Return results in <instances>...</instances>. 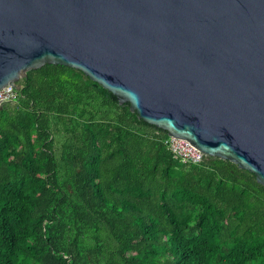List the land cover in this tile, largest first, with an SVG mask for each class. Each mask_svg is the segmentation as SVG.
Segmentation results:
<instances>
[{"label":"trees","instance_id":"1","mask_svg":"<svg viewBox=\"0 0 264 264\" xmlns=\"http://www.w3.org/2000/svg\"><path fill=\"white\" fill-rule=\"evenodd\" d=\"M0 106V264H264V185L46 63Z\"/></svg>","mask_w":264,"mask_h":264},{"label":"water","instance_id":"2","mask_svg":"<svg viewBox=\"0 0 264 264\" xmlns=\"http://www.w3.org/2000/svg\"><path fill=\"white\" fill-rule=\"evenodd\" d=\"M46 63L264 185V0H0V88Z\"/></svg>","mask_w":264,"mask_h":264},{"label":"built area","instance_id":"3","mask_svg":"<svg viewBox=\"0 0 264 264\" xmlns=\"http://www.w3.org/2000/svg\"><path fill=\"white\" fill-rule=\"evenodd\" d=\"M19 96V88L12 85H6L0 88V106L9 101H14ZM164 143L173 152L174 157L181 162L199 163L205 157V154L192 145L187 139L168 136Z\"/></svg>","mask_w":264,"mask_h":264}]
</instances>
